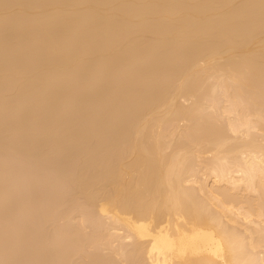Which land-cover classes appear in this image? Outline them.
I'll list each match as a JSON object with an SVG mask.
<instances>
[{"label":"bare ground","instance_id":"1","mask_svg":"<svg viewBox=\"0 0 264 264\" xmlns=\"http://www.w3.org/2000/svg\"><path fill=\"white\" fill-rule=\"evenodd\" d=\"M16 155L39 168L8 187L0 166V236L27 264H85L70 234L87 222L86 264H264V0H0ZM49 221L70 253L44 250Z\"/></svg>","mask_w":264,"mask_h":264},{"label":"rangeland","instance_id":"2","mask_svg":"<svg viewBox=\"0 0 264 264\" xmlns=\"http://www.w3.org/2000/svg\"><path fill=\"white\" fill-rule=\"evenodd\" d=\"M211 98H212V97H210V98H206L207 100L205 99V101H206V102H207V101L209 102L210 100H208V99H211ZM223 98H224V97H223ZM224 99H225V98H224ZM224 99H223V100H224ZM182 100H184V99H182ZM211 100H212V99H211ZM220 100H221V102H220ZM223 100H222V96L219 94V95H218V100H217V101H218V104L224 103ZM188 101H189V99L186 100L185 102L187 103ZM190 101H191V100H190ZM224 101H225V100H224ZM185 102L183 101L184 104H186ZM203 102H204V101H203ZM225 102H226V101H225ZM187 104H190V102H188ZM204 104H205V103H204ZM207 104H209V103H207ZM225 105H227V102L224 103L223 105H222V104L219 105L220 107H218V105L215 106V107H216V108L218 107V108L222 109V112H224V108H221V107H222V106H225ZM207 108H208V109H207ZM216 108H214V110H217L216 112H217L218 114H219V112H220V115L218 116V114H217L215 117H220V119H221V117L223 116V115L221 114V110H220V109L218 110V109H216ZM205 111H207L206 114H209V113L212 114V115L216 114V112H215V111H214L215 113L212 112V111H213L212 108H210V107H208V106L206 107ZM203 112H204V110H203ZM203 114L205 115V113H203ZM203 114H202V115H203ZM226 114H227V113H225V115L223 116V119H221V122H220V123L218 122V125L221 126V127H224L225 129L227 128V125H228V124H226V122H229L228 119H229V118H231V119L235 118V115H234V114H231V116L226 115ZM217 119H218V118H217ZM220 119H219V120H220ZM224 119H226V120H228V121H226V120H224ZM219 120H218V121H219ZM222 120H224V121H222ZM182 122H183V121L177 123V126L181 125V127H183L182 125H185V124L182 123ZM224 122H225V123H224ZM180 123H182V124H180ZM222 123H223V124H222ZM221 124H222V125H221ZM179 127H180V126H179ZM207 155H208V156H206L207 159L204 158L205 160L202 159V161H201V162H203V164H204L205 162L208 163V157H209L210 154H207ZM10 156H11V155H10ZM10 156H5V157H6L7 159L9 158V160L11 161V158H12V157L10 158ZM12 156H13V155H12ZM210 156H211V155H210ZM5 157L3 156L2 159L0 158L1 161L4 160L3 162L0 161V162H1V163H0L1 165H0V166H1V167H4V168H7V167H9V164H10L11 167H9V168H12V169H10V170L7 169V170L10 172V174H9V172H7V170H6V172H7V174H6L7 177L4 179V180H6L7 185H8L9 183H11L10 185H8V187H10V186H14V184H17V182H18V184H21V182L24 183V184H25V182L27 183V180H28L29 177L31 176V171H32V173H33V170H32V169L29 170V168H30V167H34V169H35L36 166H38V165L34 166L33 164H29V167L26 168V166H28V164H27L28 161L26 162V164H24V163H25L24 159L20 160V159H21L20 156H17V155L15 156V159H16V157H18L20 161H23V163H22V162H19V160H17V159H18V158H17V159H16L17 163H16V161L13 159L14 161H13V162L11 161L13 164H11L8 160L5 159ZM206 160H207V161H206ZM6 161H7V164H6L7 167L4 165V164H5L4 162H6ZM204 161H205V162H204ZM15 163H16V164H15ZM18 163H21V164H18ZM28 163H30V162H28ZM14 164H15V165H14ZM22 164L24 165V167L22 166ZM203 166H204V165H202V167H203ZM202 167H201V168H202ZM19 168H20V170H19ZM38 168H39V166H38ZM15 169H16V170H15ZM26 169L29 171L30 175H28V171H27ZM36 169H37V168H36ZM36 169H35V170H36ZM13 170H14V171H13ZM202 170H203V171H201V172L199 173V174H200L199 179H200V178H202V179L205 178V175H206L207 173H209V171L206 170V169H204V168H203ZM15 171H17L16 174H15ZM22 171H23V172H22ZM24 171H27V172H24ZM19 172H21V174H19ZM23 173H24V174H23ZM8 174L10 175V177L8 176ZM11 174H12V175H11ZM14 174H15V175H14ZM17 174H18V175H17ZM6 175H5V176H6ZM13 175H14V176H13ZM18 176H19V177H18ZM23 176H24V177H23ZM28 176H29V177H28ZM8 177H9V178H8ZM13 177H14V178H13ZM21 177H22V178H21ZM197 177H198V176H197ZM10 178H11V180L13 179V181H11V182L7 181V179L10 180ZM20 179H21V181H19ZM4 180H3V183L1 182L2 187H3L4 185H6ZM16 180H17V181H16ZM22 180H23V181H22ZM15 181H16V182H15ZM209 181H210V179H208V182H209ZM8 187H5V186H4L5 189L8 188ZM30 188H31V187H30ZM28 189H29V188H28ZM3 190H4V189H3ZM6 190H7V189H6ZM29 190H31V192L34 193V194L36 193L35 191L38 190L39 193L42 194V192L39 190V188H37V190H36V188L33 187V188L29 189ZM32 190H33V191H32ZM38 191H37V193H38ZM65 191H66V190H65ZM39 193H38V194H39ZM56 194H57V193H56ZM64 194H65V193H63V194H57L58 196H57V197L54 196V197H55V198H58V197L60 198V197L64 196ZM51 195H52V194H51ZM54 195H55V194H54ZM244 195H245V193H244ZM247 195H248V194H247ZM52 196H53V195H52ZM52 196H51V197H52ZM251 196H255V195H251ZM13 197L15 198V199H14V198L11 197L13 201H12L11 199H9V201H10V205L7 204V203L9 202V201H8L7 203L5 202V206L7 205L8 207L11 208V209H10V208H9V209L12 210V211H10L11 219L13 218V219L15 220V218H16V221H19V220L21 221V220H23L22 217L24 218V216H23L22 214L20 215V213H19V211H18V208H19V205H20V203H21V202H20L21 199H19V198L22 197V199H23V197H24V195H23V191H22L21 193L15 195V196H13ZM16 200L19 201V202L17 203ZM21 201H22V200H21ZM14 204H15V205H14ZM17 205H18V206H17ZM66 205H67V204L65 203V205H64L65 208H67ZM5 206H4V207H5ZM68 206H69V203H68ZM13 207H14V208H13ZM40 209H41V208H38V211H37V210H36V211H37V212H40V213H41V211H43L42 213H44V210L41 209V211H40ZM62 209H64V207H63ZM14 211H18L17 214H15L16 212H14ZM12 212H13V214H12ZM42 213H41V214H42ZM17 217H18V218H17ZM13 219H12V220H13ZM72 220H73V219H72ZM72 220H70V223H71L70 225H71V226H75V225L78 223V222H77L78 219L75 218V219H74L75 222H72ZM36 221L38 222V220H36ZM37 222H36V223H37ZM47 222H48V221H47ZM49 222H50V223L47 224V226H45L46 223L44 224V226H43V228H44L43 231H44V230H45V231L48 230L47 233H46V234H48V236L44 233V235H46V236H45V239L48 237L47 239L49 240V241H47V243H49V242L51 241L52 238H53V241H54V242L51 241V243L47 244L48 247H47V245L44 246V250H46V251L49 252V249H50V251H51V253H52V251H57L58 248L62 247L61 245H64L63 247H66V249H67L68 252L70 253V252H71L70 250H72V248H71L70 250H69V248L72 247L73 244L70 243L71 245H69V242H67V240H65V239L62 240V238H61V239H60V238H58V239H57V238L54 239V238H55L54 235H55V233H56V231H57V226L62 225V223H60V224L58 225V224H57L58 222H57V223L55 222L56 225H57V226H56V225H54L55 223H54L53 221H52V222L49 221ZM76 222H77V223H76ZM52 224H53L54 226H53ZM72 224H73V225H72ZM48 225H49V226H48ZM89 225H90V224L87 222V223H85L83 226L81 225V226H82L81 229H79L80 227L77 228V229H79V230H76V231H77L76 233H72V234H70L71 236L73 235V236H72V240H74V239L76 238V236L80 235L81 231L83 232L81 235H83V234H84V236H85V234H86V236L88 235V236L86 237V239H82L83 236H80V237L76 238V239L78 240L79 244L81 243L80 246H82V247L80 248L79 246H75L74 251H73V253L81 254V255H78V256H82V257H78V258H80V259H79L80 261H85V264L89 262V259H88L87 262H86L85 259H87V258H84V260H83V257L86 255L85 253L88 252L89 249H90L89 247L87 248L88 250L85 248V247H86V244H89V243L91 242V240L93 241V238H95L93 234L90 235L91 232L93 233V231L90 230V229H93V228H92V226L89 227ZM84 226H85V227H84ZM87 226H88V227H87ZM45 227H46V228H45ZM75 227H76V226H75ZM75 227H74V228H75ZM260 227H262V229H263V231H264V228H263V227H264V224H263V226H262V224H261ZM82 228H83V230H82ZM84 228H87V230L84 229ZM88 229H89L91 232H90ZM49 230H50V231H49ZM78 231H79V233H78ZM88 231H89V232H88ZM263 231H262V233H264ZM49 232H51V233H49ZM52 232H53V233L55 232L54 235H53ZM87 232H88V233H87ZM118 232H119V231H117V233H118ZM89 233H90V234H89ZM50 234H51V235H50ZM7 235H9V234H7ZM7 235H6V234L4 235V234L1 233V236H2V238H3V242H2V238H1V236H0V241H1L2 244L4 243V241H7V240H5L4 238H7V239L9 240L10 236H7ZM257 235H258V234H257ZM257 235H255V237H256ZM260 235H261V234H260ZM260 235H259V237H262V236H263V234H262L261 236H260ZM5 236H6V237H5ZM91 236H92L93 238H92ZM8 237H9V238H8ZM49 237H51V238H49ZM89 237H91L92 239H91V240H88ZM87 238H88V239H87ZM263 238H264V236L262 237V239H263ZM95 239H96L95 242L97 243V241H98V240H97V236H96ZM262 239H261V240H262ZM28 240H29V239H28ZM28 240L26 239V241H28ZM87 240L89 241V243H86V242H88ZM9 241H10V240H9ZM9 241H7L6 243H4L5 246H7L6 248H5L4 245H1V243H0V250H2V248L4 247V249H3L2 251H0V257H2V259H0L1 264H2V262H3V264H5V263H6V264H13V263H15L14 261H16V260H15V257H16V256H17L16 258H17V261H18V262L16 261L17 263H15V264H23V263L27 264L26 262H29L28 259H27V260H26V259H23L22 257H20V255H19L18 253H16V252L14 253V251H15V250H14V249H15V245H14V243H13L12 241H10V243H8ZM61 241H62V242H61ZM65 241H66V242H65ZM83 241L85 242V244H84ZM263 241H264V239H263ZM11 242H12L13 244H12ZM55 242H56V243H55ZM126 242H127V241H126ZM28 243H29V241H28ZM52 243L54 244V246L52 245ZM60 243H61V244H60ZM82 243H83L84 245H83ZM262 243H263V242L261 241V244H262ZM9 245H11L12 249H10L11 247H10ZM13 245H14V246H13ZM49 245H51V246H53V247H51V246H49ZM55 245H56V246H55ZM66 245H67V246H66ZM68 245H69V246H68ZM2 246H3V247H2ZM73 246H74V245H73ZM263 246H264V245H261L260 248H259L258 250H261V248H262ZM46 247H47V248H46ZM78 247H79L80 250H78V251L76 252L75 250L78 249ZM7 248H9L10 250L8 249V251H7V250H6ZM31 248H32V247H29V248H28V251H29ZM45 248H46V249H45ZM53 248H56V249H53ZM82 248H84L86 251H85V250L81 251ZM100 248H101V249H100L101 252H100V250H96V251L99 252L98 255H101V256H102V255H104V253L102 252V250H103V249H102L103 246H101ZM34 249L37 250V248H33V249H32L33 251H32V250H30V251H32V252L36 251V250H34ZM51 249H52V250H51ZM262 249H263V250L260 251L261 253H263V251H264V247H263ZM4 250H5L6 252H5ZM11 250H13V253L11 252ZM90 250H91V249H90ZM105 250H107V248H105L103 251L105 252ZM3 251H4V255H2V254H3ZM30 251H29V252H30ZM80 251H81V252H80ZM109 251H110V250L108 249V250H107L108 254H109ZM1 252H2V253H1ZM8 252H9V253H8ZM94 252H95V249H93L92 252L90 251V253H94ZM110 252H111V251H110ZM83 253H84L85 255H84ZM96 253H97V252H96ZM111 253H113V252H111ZM77 254H75V256L73 255L74 257L71 258V260H72V259L75 260V263L78 262V261H76V259H78V258L76 257ZM1 255H2V256H1ZM11 255H12V256H11ZM106 255H107V254H106ZM261 255H263V254H261ZM14 256H15V257H14ZM12 257H13L14 259H13ZM10 258H11V259H10ZM19 258H20V259H19ZM75 258H76V259H75ZM81 258H82V260H81ZM114 258H116V256H114ZM21 259H23V260H21ZM4 260H5V262H4ZM8 261H9V263H8ZM11 262H12V263H11ZM21 262H22V263H21ZM71 262H72V264H74L73 261H71ZM81 263L83 264V262H81Z\"/></svg>","mask_w":264,"mask_h":264}]
</instances>
